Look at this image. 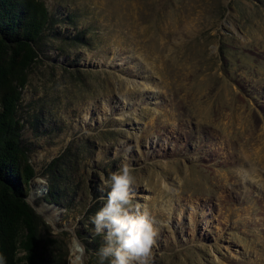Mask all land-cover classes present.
Masks as SVG:
<instances>
[{
    "label": "rangeland",
    "instance_id": "374dc122",
    "mask_svg": "<svg viewBox=\"0 0 264 264\" xmlns=\"http://www.w3.org/2000/svg\"><path fill=\"white\" fill-rule=\"evenodd\" d=\"M47 9L17 109L35 171L38 264H68L73 228L85 264H101L103 234L90 217L122 163L133 205L157 228L150 264H264V0H51ZM242 165L256 183L241 186ZM162 199L170 214L156 211Z\"/></svg>",
    "mask_w": 264,
    "mask_h": 264
},
{
    "label": "trees",
    "instance_id": "16d2710c",
    "mask_svg": "<svg viewBox=\"0 0 264 264\" xmlns=\"http://www.w3.org/2000/svg\"><path fill=\"white\" fill-rule=\"evenodd\" d=\"M49 17L43 0H0V254L7 264H38L39 217L27 201L35 171L17 109ZM59 193L51 189L48 200L56 203Z\"/></svg>",
    "mask_w": 264,
    "mask_h": 264
},
{
    "label": "clouds",
    "instance_id": "9594fccd",
    "mask_svg": "<svg viewBox=\"0 0 264 264\" xmlns=\"http://www.w3.org/2000/svg\"><path fill=\"white\" fill-rule=\"evenodd\" d=\"M46 7L51 8V0ZM256 169L251 165H242L236 175L241 186L248 182L256 183ZM134 177L132 168L122 163L117 171L112 172L104 184L109 189L101 207L90 217L95 234H103L104 244L98 249L101 264H150L153 247L158 235L152 219L133 205L132 186ZM163 193H172L173 187L167 181H161ZM161 214H170L166 200L156 208ZM68 264H85L86 245L80 240L75 229H69ZM0 264H7V259L0 254Z\"/></svg>",
    "mask_w": 264,
    "mask_h": 264
},
{
    "label": "bare ground",
    "instance_id": "6f19581e",
    "mask_svg": "<svg viewBox=\"0 0 264 264\" xmlns=\"http://www.w3.org/2000/svg\"><path fill=\"white\" fill-rule=\"evenodd\" d=\"M35 185H36V190H34L33 195L34 196H38L39 194L41 195L45 189L44 186L42 184H37V183ZM54 208L55 207L52 205L43 204L41 210L43 211L44 214L50 216L53 219L52 213L50 212V210H53Z\"/></svg>",
    "mask_w": 264,
    "mask_h": 264
},
{
    "label": "water",
    "instance_id": "95a60500",
    "mask_svg": "<svg viewBox=\"0 0 264 264\" xmlns=\"http://www.w3.org/2000/svg\"><path fill=\"white\" fill-rule=\"evenodd\" d=\"M27 201H28V198H27Z\"/></svg>",
    "mask_w": 264,
    "mask_h": 264
}]
</instances>
